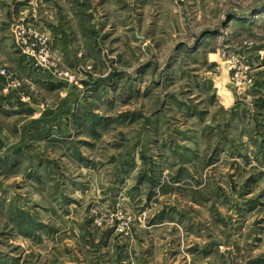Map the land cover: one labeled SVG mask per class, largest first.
I'll return each instance as SVG.
<instances>
[{
  "label": "rangeland",
  "instance_id": "374dc122",
  "mask_svg": "<svg viewBox=\"0 0 264 264\" xmlns=\"http://www.w3.org/2000/svg\"><path fill=\"white\" fill-rule=\"evenodd\" d=\"M0 23V264H264V0H0ZM67 86L75 137L37 143L24 105Z\"/></svg>",
  "mask_w": 264,
  "mask_h": 264
},
{
  "label": "crops",
  "instance_id": "0c3cea01",
  "mask_svg": "<svg viewBox=\"0 0 264 264\" xmlns=\"http://www.w3.org/2000/svg\"><path fill=\"white\" fill-rule=\"evenodd\" d=\"M22 3V2H21ZM18 5H22V4H17ZM1 26V23H0ZM56 34L57 39L56 42H61L62 45H58L55 46V51L59 54H65L66 58L63 59V61H67L71 59V54L73 52H75V49L73 47V45H71L70 43H65V41L63 40L64 37L65 39L68 37V35H64L61 33H54V35ZM12 62V60L10 61ZM68 62V61H67ZM68 63H71L68 62ZM23 65V64H22ZM24 66V65H23ZM48 83H45L44 86H48ZM49 86H52L49 84ZM54 86V85H53ZM60 87V86H58ZM62 89L64 90V92L60 93V104L58 105L57 109L52 110V112L49 111H43V110H39L38 108H35L33 106V104L31 103H27V105H24L25 109L27 110L29 107H31L32 109H35V111L37 112V114L30 116V118H28L26 120V124H24V127L22 128V131H24V133L30 128V134L32 133H37V138L41 141L38 140L37 143H54L55 141L61 145L60 147H65L67 148V144H71V136L72 133L75 134V131H77V127H76V118L73 119V121L71 122L69 120V122L67 121V118H74L75 113H76V108L78 103H75L77 100V97L74 92V90H72L71 86H67V87H62ZM61 90V89H60ZM86 105V104H85ZM30 119V120H29ZM53 120L56 122H58V127H56L55 129H57L56 131H51L50 134L45 135L47 133L45 126L48 125V122H50V120ZM49 128V127H47ZM56 132V133H55ZM23 133V134H24ZM75 137V136H74ZM16 146V145H15ZM20 148L22 150H25L27 145L26 143H21L17 144V148ZM29 151V150H28ZM37 163H40V161H37Z\"/></svg>",
  "mask_w": 264,
  "mask_h": 264
},
{
  "label": "built area",
  "instance_id": "2783aa9c",
  "mask_svg": "<svg viewBox=\"0 0 264 264\" xmlns=\"http://www.w3.org/2000/svg\"><path fill=\"white\" fill-rule=\"evenodd\" d=\"M2 74H6L5 70L1 71Z\"/></svg>",
  "mask_w": 264,
  "mask_h": 264
},
{
  "label": "water",
  "instance_id": "95a60500",
  "mask_svg": "<svg viewBox=\"0 0 264 264\" xmlns=\"http://www.w3.org/2000/svg\"><path fill=\"white\" fill-rule=\"evenodd\" d=\"M231 87L235 88L234 85H232Z\"/></svg>",
  "mask_w": 264,
  "mask_h": 264
}]
</instances>
